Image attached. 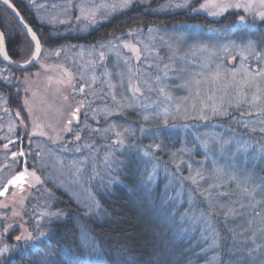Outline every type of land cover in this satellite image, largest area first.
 I'll return each instance as SVG.
<instances>
[{"label": "rangeland", "instance_id": "1", "mask_svg": "<svg viewBox=\"0 0 264 264\" xmlns=\"http://www.w3.org/2000/svg\"><path fill=\"white\" fill-rule=\"evenodd\" d=\"M193 1L187 0V7H176L186 0H167L162 6L168 11L183 9L194 12L192 9L195 8V12L212 18H220L224 13L231 12L227 16L236 19V23L243 27L251 22L250 27L254 28V22L264 20L258 15L264 12L260 0H198L193 8H189ZM60 2L58 5L67 8L77 4L78 15L84 21H89L100 10L113 12L114 9H121L123 0H100L99 7L95 9L83 7L84 2L80 0ZM222 2L250 5V8L248 11L233 8L219 16L211 15L218 10L214 5ZM32 5L36 6L34 3ZM201 5L205 7L201 8ZM54 10H47L45 14L39 11L36 17L40 21L47 18L53 23L69 17V9ZM240 17H244L243 22ZM132 34L126 41L115 39L104 43L103 53L100 49L82 46L61 50L62 54L71 59L70 65L76 81L85 84L89 103L97 109L93 122L100 124L83 125L93 130V133L97 131V137L104 141L97 142L94 136V141L84 140L83 149L82 145L74 144L73 147L79 149L66 156L62 151L46 148L42 140L38 142L40 151L34 164L39 177L36 187L22 193L19 202L10 201L0 206V247L7 245L10 249L3 259L26 250V244L28 248H32L33 243L37 246L42 238L34 239L33 242L16 240L25 229L33 238H37L40 232L49 233L51 222L63 216L54 207L56 191L71 199L84 216L95 217L101 211L98 194L106 191L103 186L109 187L115 176L112 173L114 167L110 165L112 154L122 149L126 131L134 135L136 129L142 131L149 125L175 122L177 125L174 127L199 130L197 135L207 140L211 147L214 146V156H218L217 151H225L226 155L234 157L247 150L246 147L237 148L245 142L240 133L243 127L264 131V38L261 43L245 37L239 40L219 39L216 34L190 24L172 26L165 32L156 28L149 33L136 29ZM109 50L115 51L111 54L115 60L109 57L106 59L103 66L108 69H103V76L97 73L98 76L93 75L95 72L82 73L81 66L88 65L89 61L90 65L102 61L103 55ZM24 105L31 106V102L26 100ZM232 111L243 112L240 126L232 119V127L226 124L220 130L214 126L216 123L209 122L213 118L228 117ZM113 112L117 119L115 123ZM146 116L148 119H145ZM200 122L209 123L199 129ZM34 131L40 136L45 135L48 129L43 132L35 128ZM112 134H115V142L113 140L111 143L108 140ZM100 146L106 151L103 154L99 151ZM150 153L148 147L140 149L144 157ZM116 155L118 153L113 158ZM222 167H215L213 161L210 169ZM236 167L239 170L235 164L231 165L233 170ZM196 170L198 172L201 168ZM201 177L200 173L193 176L194 181ZM53 213L61 215L55 216ZM76 226L80 231V248L85 258L90 257L88 261L93 264H106L85 223L77 219Z\"/></svg>", "mask_w": 264, "mask_h": 264}, {"label": "trees", "instance_id": "2", "mask_svg": "<svg viewBox=\"0 0 264 264\" xmlns=\"http://www.w3.org/2000/svg\"><path fill=\"white\" fill-rule=\"evenodd\" d=\"M18 6L27 8L25 2ZM221 20L186 12L167 15L170 27L198 22L223 39L261 43L264 38V20L254 22V28L251 22L235 28L236 19L230 17L232 30L226 36L229 25L223 28ZM10 23L12 15L0 5V28ZM7 41L16 54L18 36ZM242 115L232 111L209 122L220 130L232 127V119L240 126ZM209 122L198 123L199 129ZM173 125H149L134 135L126 131L122 149L115 158L112 154L115 176L98 194L101 211L84 216L64 193L54 191V207L63 216L51 222L48 236L36 247L12 254L4 264H45V259L47 264H93L80 248L77 219L85 223L106 264H264V131L243 127L245 142L235 145L247 150L237 157L225 151L214 156V146L197 135L199 130ZM146 147L148 157L140 154ZM213 161L223 167L210 169ZM197 173L202 177L194 181Z\"/></svg>", "mask_w": 264, "mask_h": 264}, {"label": "flooded vegetation", "instance_id": "3", "mask_svg": "<svg viewBox=\"0 0 264 264\" xmlns=\"http://www.w3.org/2000/svg\"><path fill=\"white\" fill-rule=\"evenodd\" d=\"M60 1L9 0L25 26L31 29V33H35L40 44V51L34 62L22 69L11 66L0 57V191L7 187L5 195L0 196V206L10 201L19 202L22 193L36 187L38 181L35 177H38V174H36L34 164L36 155L40 151L38 144L40 140L46 148L62 151L65 156L72 154L71 152L75 149H79L74 148V144L82 145L83 149L84 140L94 141V136L97 142L104 141L97 137L99 133L95 129L96 132L93 133V130H88L83 125L95 124L93 118L97 109L94 104L89 103L85 84L76 81L73 67L70 65L71 59L69 60L66 54H62L61 50L82 46L84 48L94 47L102 52L104 43L115 41V39L126 41L136 29L145 33H149L153 28L165 32L172 26L184 25L176 23L170 27L167 24V15L179 12H186L191 15L202 14L209 20L224 19L223 22L221 20L222 27L226 28L227 25L229 27L223 36L230 34L232 30L230 17L227 16L231 12L224 13L220 18H212L200 12H189L183 9L168 11L166 7L162 6L167 0H134L130 7L121 8L117 11L114 9L113 12L99 9L98 15L92 16L94 18L89 21H84V18L78 15L77 4L67 8L58 5L61 3ZM80 1L84 2L83 7L95 9L99 7L98 1L100 0ZM21 2H25L27 8L19 7L18 4ZM193 2L189 8H193L198 0ZM33 3L36 6L40 4L45 6L41 5V7L36 8L32 5ZM0 5L5 6L1 1ZM54 8L55 10L69 9V17L55 23L47 18L40 21L36 17L37 13L39 15V11L45 14L47 10L52 11ZM152 17L155 19L163 17L164 20H152ZM188 24L214 33L210 27L206 29L207 27L205 28L201 23ZM6 27V29L0 28V33L4 37L3 44L7 57L16 64L26 63L35 51L34 40L18 25L15 19L14 24L10 23ZM239 27L242 28L243 26L236 23L235 28ZM13 35L18 36L19 48L16 54L10 52L7 46V38ZM218 38L223 39L220 36ZM111 48L113 50V46ZM109 51L103 55L102 61L92 62L91 65L89 61L88 65L81 66L82 73L93 74L95 72L93 75L103 76V69H108L103 66L106 59L109 57L115 60V56L111 55L115 51ZM26 100L31 102V106L24 105ZM95 103L99 104L97 101ZM77 108H79V112H76ZM112 116L113 123H115V112ZM99 124L98 122L95 125L98 126ZM35 128H40L43 132L46 129L48 131L45 132V135L39 136L34 131ZM113 140L115 142V134L110 136L108 142L112 143ZM60 148L64 149L61 150ZM99 151L101 154L106 152L103 147ZM21 152L24 153L23 156L20 155ZM78 152H82V150ZM13 153L16 155L13 156ZM21 172L25 173L21 182L9 183ZM32 173L35 175H31ZM21 185L23 190H21Z\"/></svg>", "mask_w": 264, "mask_h": 264}, {"label": "snow or ice", "instance_id": "4", "mask_svg": "<svg viewBox=\"0 0 264 264\" xmlns=\"http://www.w3.org/2000/svg\"><path fill=\"white\" fill-rule=\"evenodd\" d=\"M3 2L8 7H11V5L9 4V0H3ZM133 2H134V0H123V3L121 5V7L126 9V8L130 7ZM260 3L262 5H264V0H260ZM187 6H188L187 0H186V2L184 4L176 5V7H187ZM204 7H205V5H201V8H204ZM214 7H216L218 10L217 11H213L211 13V15L219 16L222 13L226 12L227 10L233 9V8H243L245 11H248L249 8H250V5L233 4V3H229V2H222V3L218 4V5H214ZM192 10L196 11L197 9L193 8ZM258 15H260L261 19H264V12L258 13ZM240 20H241V22H243L244 17H240ZM28 31L31 32V29H28ZM32 40L36 41L35 54L34 55L39 54L40 44H39V41L36 38L35 33H32ZM3 42H4L3 34H0V52L3 51ZM5 58H7L6 54H5ZM26 63H32V60H28V61H26ZM21 67H23V65ZM4 80H5V82H7L6 78H4ZM81 91H83V89H81ZM137 91H139V89H137ZM76 112H79V108L76 109ZM202 118H204V117H202ZM145 119H148V117L146 116ZM69 123H71V121H69ZM77 139H79V137H77ZM157 147H159V146H157ZM5 148H7V145H5ZM15 155L16 154L13 153V156H15ZM20 155L23 156L24 153L21 152ZM24 175H25V173L21 172L17 177H15V179L13 181H9V183L16 184V183L21 182L24 179ZM31 175L34 176L35 174L32 173ZM35 179L38 181L39 177H35ZM149 179H151V177H149ZM21 190H23L22 185H21ZM6 192H7V187H5L3 191H0V196L5 195ZM14 215H15V213H14ZM52 215L59 216L61 214L60 213H53ZM9 227H12V225H9ZM5 232H7V228L5 229ZM47 236H48V233L40 232L39 237L33 238L31 233H28L27 230L25 229V231L22 232L20 236L16 237V240L17 241L24 240L26 242H33L34 239L38 240L39 238H46ZM32 246L35 247L36 245L33 243ZM25 247H26V250H27L28 245L26 244ZM9 251H10V249H9V247L7 245H5L3 247H0V264H4L3 258L6 256V254L9 253ZM9 264H10V262H9ZM45 264H47V260L46 259H45Z\"/></svg>", "mask_w": 264, "mask_h": 264}, {"label": "water", "instance_id": "5", "mask_svg": "<svg viewBox=\"0 0 264 264\" xmlns=\"http://www.w3.org/2000/svg\"><path fill=\"white\" fill-rule=\"evenodd\" d=\"M0 1L4 4L3 0H0ZM9 4L11 5V7H8V6L5 5V4H4V5L9 9V11L11 12L13 18H14L15 21L18 23V25H19L21 28H23V30H25L28 34H30V35H31V38H32V33L28 31L29 28H27V26H25V24H24L23 21L21 20L20 16L18 15V13H17L15 7H14L10 2H9ZM0 34H1V33H0ZM34 42H35V45H36V41H35V40H34ZM5 54H6V52H5V48H4V44H3V51L0 52V57H1L3 60H5L6 62H8L11 66L22 69V68H25V67H27V66H29V65L32 64V63L16 64V63L12 62L8 57L5 58ZM34 54H35V51H34L32 57H31V59H30V60H32V62H34V60H35L36 57L38 56V54H36V55H34ZM6 56H7V55H6ZM22 65H23V67H21Z\"/></svg>", "mask_w": 264, "mask_h": 264}]
</instances>
